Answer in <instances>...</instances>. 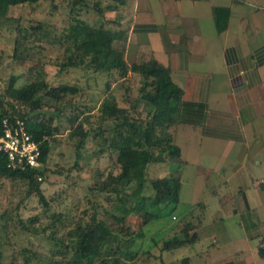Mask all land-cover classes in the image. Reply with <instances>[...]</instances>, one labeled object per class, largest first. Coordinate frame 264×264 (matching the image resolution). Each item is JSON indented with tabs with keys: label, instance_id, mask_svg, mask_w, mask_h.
<instances>
[{
	"label": "crops",
	"instance_id": "obj_1",
	"mask_svg": "<svg viewBox=\"0 0 264 264\" xmlns=\"http://www.w3.org/2000/svg\"><path fill=\"white\" fill-rule=\"evenodd\" d=\"M89 2L84 17L121 32L128 65L155 61L180 90L169 127L180 166L166 173L151 163L147 173L177 176L179 198L200 180L217 205L203 233L193 211L207 203L187 202L182 220L193 240L166 252L203 242L181 264H202L203 252L208 264H264V0Z\"/></svg>",
	"mask_w": 264,
	"mask_h": 264
},
{
	"label": "rangeland",
	"instance_id": "obj_2",
	"mask_svg": "<svg viewBox=\"0 0 264 264\" xmlns=\"http://www.w3.org/2000/svg\"><path fill=\"white\" fill-rule=\"evenodd\" d=\"M71 2L72 0H39L36 3L17 4L9 8L8 16L14 24L19 22L29 31L37 23H44L40 33L48 30L52 39L53 35L60 36L66 30L71 18L85 16L82 13L84 9H73ZM17 36V32L7 23L0 25L1 90L7 86L12 76L17 78V86L25 85L35 79L39 69L45 71L43 78L48 83L57 85L66 82L76 85L79 90L75 94L63 95L57 103L44 97L42 106L29 113L32 118L50 122L58 128L57 134L49 138L50 149L43 168L44 174L38 180L47 205L38 199L26 182L0 176V264H64L76 241V236L70 232L79 224L85 225L92 214H97L112 228L121 225L123 228L128 227L131 233L124 231V238L135 234L141 225L142 216L136 213L124 216L117 207L133 205L135 197L127 198L124 202L119 200L120 196H109L110 190L104 191L100 187L109 173L118 170L116 153L107 147L114 137L111 129L115 122L100 120L98 106L106 94L113 93L118 105L127 108L128 118L144 124L150 120L155 106L138 96L144 83L147 90H154L156 82L130 71L121 77L117 72L98 74L84 68L60 70L57 64L64 59V46L57 41L49 43L48 38L30 37L23 40L21 37L19 56L15 58L13 53ZM55 107L61 108L59 113L55 111ZM22 109L29 112L28 107ZM78 124L90 131L79 151L75 146L79 137L71 136ZM100 124L104 128L102 136L95 133ZM176 161L155 163L149 169L158 168V172L160 169L168 173L180 166ZM147 176L149 180L153 178L149 173ZM150 181L142 189L140 181H137L127 191L133 193V196L140 195V191L151 196L157 190L163 198H171V185H151ZM194 183L190 180L188 186L181 191L180 202L164 207L161 215L152 219L144 228V237L132 246L141 253L134 264H161L162 261L164 264H181L185 255L203 247L204 243L199 242L184 248V251L178 248L168 253L163 248L165 241L175 236H184L181 229L187 222L182 219L189 203L194 205L200 200L207 203V211L201 212L195 208L193 212L194 217L199 216L203 223L200 232L209 230L208 218L215 214L217 205L213 203L209 188L200 185V180ZM172 215L176 218L172 219ZM114 216H124L125 222L117 221ZM109 245L114 248L115 244L112 242ZM211 251L215 252L214 249ZM218 256H224V253L220 252ZM105 259L103 263L102 257H98L91 264L130 263L120 255L107 254ZM210 259L211 256L203 252L199 262L208 264Z\"/></svg>",
	"mask_w": 264,
	"mask_h": 264
},
{
	"label": "trees",
	"instance_id": "obj_3",
	"mask_svg": "<svg viewBox=\"0 0 264 264\" xmlns=\"http://www.w3.org/2000/svg\"><path fill=\"white\" fill-rule=\"evenodd\" d=\"M39 0H0V25L7 23L18 36L15 38L13 56H19V40H27L30 37L48 38L49 43L54 41L64 46V53L58 68L66 69H86L93 73L111 74L117 72L123 77L128 71L138 73L144 78H152L156 82L154 90H147L145 84L142 86L139 98L148 101L155 106L152 109L151 118L146 123L138 122L128 118L126 107L119 106L113 93L106 94L98 106L100 120H111L115 122L111 131L114 137L110 139L107 147L116 153L117 172H111L101 183L104 191H109V196H120L119 200L126 202L127 198H134L135 202L131 206H117L121 209L124 216L136 213L142 216L143 220L135 234L124 238L125 232H130L128 227H110L97 214H92L85 225H78L70 233L76 236L70 257L64 264H91L96 258L102 257L105 262L107 254L114 256H124L130 263L141 254L132 248L134 243L144 237L145 227L152 219L161 215L164 207L171 203L176 204L179 200L180 181L177 176L162 178H150L147 176V166L151 163L170 161L174 162L179 158V148L172 141V134L169 127L175 122V107L179 99L180 90L170 80L166 69L162 68L155 61L128 65L124 59V44H118L121 32H116L106 28L103 24L92 25L83 16L71 18L70 24L61 35L49 37L51 32L48 30L40 33L45 26L44 23H37L32 27V31L25 30L18 23L14 24L8 16L9 8L13 5L23 3H36ZM97 6V2H93ZM73 9L76 7L86 9L82 13L86 15L90 7L89 0H72ZM97 13V11H96ZM43 70V69H42ZM45 71H37L35 79L22 86H17V78L12 76L4 89H0V134L3 131V119L12 120L15 117L25 121L27 130L31 136L39 143L41 149L39 167H26L24 169H12L8 167L6 157L0 153V176L20 179L28 184L38 199L47 205L45 196L41 190L40 183L44 174V166L50 149L49 138L54 137L58 128L50 122L37 118H32L29 113L38 110L42 106L43 98L48 97L56 103L67 93L75 94L78 87L66 82L53 85L48 83L44 77ZM22 107H28L26 112ZM57 113L60 107H55ZM99 128V129H98ZM97 135L104 132L101 124L95 129ZM90 131L81 125H76L71 132V136H78L76 150L79 151L85 144L86 137ZM140 181V188L145 184L171 185V198H163L157 190L153 195L133 196L128 188L132 184ZM128 192V193H127ZM114 216L121 223L125 222V217ZM190 225H185L181 232L183 237L175 236L173 239L164 242L163 248L177 247L193 240L192 235L187 239ZM131 233V232H130ZM114 243V248L109 245ZM108 245V246H107ZM108 247V248H105ZM260 256H264V248H259ZM1 258V252H0ZM117 262L116 258L114 259ZM27 264V263H26ZM161 264H164L162 261Z\"/></svg>",
	"mask_w": 264,
	"mask_h": 264
},
{
	"label": "built area",
	"instance_id": "obj_4",
	"mask_svg": "<svg viewBox=\"0 0 264 264\" xmlns=\"http://www.w3.org/2000/svg\"><path fill=\"white\" fill-rule=\"evenodd\" d=\"M3 131L0 134V153L3 154L12 169L39 167L41 165V149L39 143L27 130L23 119L4 118Z\"/></svg>",
	"mask_w": 264,
	"mask_h": 264
}]
</instances>
